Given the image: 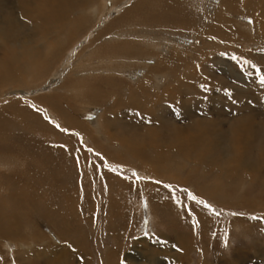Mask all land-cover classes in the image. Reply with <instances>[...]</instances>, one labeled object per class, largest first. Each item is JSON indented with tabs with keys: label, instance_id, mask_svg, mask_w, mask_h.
I'll return each mask as SVG.
<instances>
[{
	"label": "rangeland",
	"instance_id": "obj_1",
	"mask_svg": "<svg viewBox=\"0 0 264 264\" xmlns=\"http://www.w3.org/2000/svg\"><path fill=\"white\" fill-rule=\"evenodd\" d=\"M138 1L143 2L142 10L145 16L142 18L138 14L137 19L131 17L120 25H130V28L123 31L131 33L135 31L133 34L137 33L136 30H140L141 26L146 30V33H143L144 37L133 38L140 43L136 50L120 59V56L113 55L121 53L110 47V56L93 55L89 58L87 56L89 49H86L89 48V39H94L93 36L100 29L103 33V30L124 12L134 9ZM194 1L197 4L195 7L187 4L186 7L183 5V10L177 11L182 14L178 20L163 18L161 14V11L171 12L175 17V10L173 12L168 7L171 0L88 2L87 6L94 8L91 11L94 13L92 18L97 17L92 25L83 21L85 27L79 31L71 22L64 26L66 34L59 37L61 42L57 45L52 40L45 42L46 45L37 44L40 50L47 46L51 50L57 46L64 48L62 56L55 59L48 71L42 73L38 68L40 67L38 61L35 69L26 72L27 74H18L17 77L22 80L21 85L25 82L26 86L20 88L13 84L9 90L20 91H17L16 95L5 96L7 92L5 88L0 89V106L12 100L28 104L37 96L53 94L56 87L64 83L72 67L77 68V65L82 64V68L88 69L89 59L95 58V62L93 61L95 65L123 60L131 64L129 69L133 71L130 75L119 70H113L112 74L115 75L109 74V78L111 76L119 78L121 74L119 80L121 84L115 80L107 82L105 73L100 71L95 76L97 80L86 79L87 89L94 88L91 92H85L88 101L92 103H84L83 99L86 96L83 92L65 94L66 99L61 101L62 105L72 107L76 113H82L83 120L86 119L85 122L89 125V129L86 125L87 129L84 131H81L83 127L79 129L62 125L61 119L52 114V109L34 103L36 117L40 113L42 117L48 118L47 122L59 125L57 128L62 135L64 134L65 140L51 132L46 134L47 130L43 128L33 129L24 118L12 112L9 115L12 122L18 126L9 124L0 126V142L10 144V148L13 149L18 143L16 150L6 156L15 153L17 161H11L18 166L21 165L18 167L10 166L12 162L0 163V212L2 215L11 212L8 218H1L2 222L16 220L20 223L21 220L24 224L20 229L15 224L14 231L18 234L11 233L8 241L0 243V264H57L58 261L67 258L71 261L70 264H107L105 255L110 256L112 251L116 255L109 258V264H264V169L254 170L262 163L263 156L257 152L259 146L252 149L246 157L250 164L253 163L251 170L237 169L233 174L225 176L226 171L222 168L209 166L205 169L201 161L191 159L188 163L180 156L175 157L177 162L175 168L164 164H152L149 160L143 165L138 162L123 164L121 161L128 160L129 150L126 151L121 143L111 140L112 142L107 141L108 144L106 142L99 144L103 149L108 148L117 159L107 157L98 146H94L96 142L105 141L103 131L115 133L114 130L105 127L104 122L106 116L111 117V112V114L120 112L126 122L129 116L131 121L141 122L136 131L130 126L121 125V131L125 132V135H120L121 137L135 138L130 135L138 136L137 134L146 132L155 140L166 139L174 125L183 128L186 126L192 135L196 133L197 128L206 130L207 134L217 130L216 124H219L218 127L226 131L243 126L250 127V130L256 128L253 130L254 134L258 140L264 142V136H261V133H264V84L260 82V78L264 77V0ZM35 2L37 4L35 13L37 15L40 13L38 18L41 15L40 20L44 22L40 23L39 27L46 31L51 30L48 20L44 21L43 17L47 15L43 13L45 3L41 0ZM148 4L150 8H147ZM216 7L218 9L212 11ZM136 13L138 12H130L129 15ZM55 17L53 15V19ZM20 18L26 19L25 23L29 20L22 15ZM68 18L72 16L68 15ZM201 31L206 33L197 39ZM157 35L160 38L156 42ZM110 41L112 44L113 41ZM97 43L95 42V45ZM179 44L182 47H178ZM184 45L196 46L194 51L197 52L196 58L199 59L190 64L188 54L183 51H177L176 58L169 60L166 55L162 56L163 51L173 52L174 49L171 47H177L179 50ZM90 46V49H94L92 45ZM97 50L101 51L102 47L96 48ZM171 54L173 56V53ZM230 57L235 59L231 60ZM158 58H162L161 61L166 64L158 60L161 63L156 66L158 69L154 68L149 73L153 61ZM216 58L222 62L219 66L216 65ZM167 69L174 73V85L173 79L168 78L170 81L163 79ZM182 72L191 73L192 76L188 78L191 83H187L190 88L187 84L184 85ZM144 79L145 81H142ZM99 80L104 82L102 87L98 83ZM138 80L142 81L146 89L129 94ZM157 82L158 85L162 83L160 89L155 88ZM198 83H201V87ZM179 89L180 92L183 90L185 92L180 93ZM136 99L141 104L135 105ZM177 101H180L178 105L185 103L190 108L181 112L178 105H171L172 109L169 103L177 104ZM163 104H168L162 108L167 107L168 113L172 110V115H169L171 119L169 124H164L166 128L160 130L156 108ZM200 114H204L205 119L198 124L196 120L202 118ZM27 135L28 140L24 144L16 139L21 136L25 138ZM215 136L209 135V138L204 136L205 141L219 142L213 146L214 151L224 152L225 148L232 151V147H236L230 141L231 134L227 133L222 142L214 140L217 138ZM43 143H46L45 147L38 150L37 147ZM240 145L238 142L237 147ZM68 146L75 147L80 157L69 158L64 152ZM136 146L140 147L143 153L148 152L150 155L152 147L148 143H139ZM206 146L210 149L202 147L208 152H213L212 145ZM46 148L48 150L44 151ZM8 149L9 147L4 150ZM87 149L92 151L89 152ZM44 152L45 156L42 155ZM96 153L100 155L96 156ZM32 154L34 157L30 156ZM77 160L80 161L79 167ZM89 161H93L94 164L90 165ZM105 164L109 168L115 167L117 171L112 172L109 168L103 167ZM145 166L152 171L147 170ZM153 168L160 173L158 176L154 175ZM102 170L108 175L115 176L114 178L120 182L112 186L107 185L101 176ZM132 173L136 175L133 176ZM6 178L16 180L17 185L11 181L7 182ZM157 181L159 183H156ZM165 184L171 187L166 189ZM189 195L195 199H188ZM199 201H203V204ZM232 213L238 215L233 216ZM116 236L119 237L118 240ZM163 238L164 243L161 241ZM169 242L174 248L165 247ZM5 243L9 244L10 248ZM50 250H57L58 253L56 259L49 263L46 255L50 254ZM238 253L240 255L237 257ZM23 254L30 259L23 260Z\"/></svg>",
	"mask_w": 264,
	"mask_h": 264
},
{
	"label": "bare ground",
	"instance_id": "obj_2",
	"mask_svg": "<svg viewBox=\"0 0 264 264\" xmlns=\"http://www.w3.org/2000/svg\"><path fill=\"white\" fill-rule=\"evenodd\" d=\"M41 1H43L45 3V6H46L43 13L47 14V15H43V17H44V21L48 20V24L50 25L49 27H51V30H49V31H46L43 28L39 27V24L42 23L43 21L40 20L42 18L41 15L38 18L40 13L38 15L35 13V12H37L36 11L37 4H36L35 0H0V89L5 88L4 90L7 91V92H5L6 93L5 96L17 94L18 90H14V91L9 90V88L13 84H15L17 87H20V88L24 87L23 85L26 86L25 82L23 83V85H21L22 80H20L19 77H17L18 74H20V75H21V73L25 74L26 72H28L32 69H35L36 62H38V61H39L38 63H40V64H38L40 66V67H38L40 69V71L41 72L42 71H48L51 68V66L53 65L55 59L57 57H59L64 50V48L63 47L61 48L60 46L59 47L57 46L54 50H51L50 47H48V46L46 48L40 50L39 45H37L38 43H40V44L44 43L46 45V43L49 40H52L57 45L59 42H61L59 37L60 36L63 37L66 34L64 32V29H65L64 26L66 24H70L72 22L71 25L74 28H78V30L80 31L81 29L83 30V27H85V25L83 24V21L88 22V25L89 24L92 25L93 20L97 19L96 16H95V18H92L94 13H91V11L94 8L87 6V4H89L88 2L91 3L93 0H41ZM93 3L95 4V2H93ZM142 3H141V1L136 2V5H135L136 7H134V9H131V10L129 9L130 11L128 10V11L124 12L121 15V17L115 18L114 21L112 23H110V26H108L107 29L103 30V33H105V34L102 33L101 29L98 30L97 34L93 36L94 39H89V48L86 47V49H89V51H88L89 54L86 51L87 56L89 58L93 55H95V56H104V55L110 56L109 55L110 47L117 50L118 53H121L120 55L117 53L113 55V57L120 56V59L122 58V56L128 55L130 52L135 51L137 46L140 43L137 42L136 39L134 40L133 38L134 37L135 38L141 37V36L144 37L143 33H146V30L141 26L142 29L140 27V30H136L138 32L133 34L135 31H133V33L126 31V30L123 31V29H125V28H130L131 27L130 25L129 26L128 25L120 26V25L123 22H127L131 17L137 19L136 16L138 14H140V16H142V18H143V16H145V12H143V10H142L144 8ZM134 4H135V2H134ZM230 4H232V3H230ZM101 6L102 5H100V7H99L100 9H101ZM38 7H40V6H38ZM218 7L214 8L212 11L217 10ZM146 10L147 9H145V11ZM48 11H49V15H48ZM130 12H138V13H136V15L130 16L129 15ZM21 15L28 17V19H29V20H27L28 22L25 23L26 19H24V18L21 19L20 18ZM53 15L56 16L54 19H53ZM68 15L72 16V18H68ZM170 16L172 17V14ZM33 17H34V19L31 20L30 18H33ZM46 17H47V19H46ZM163 18L167 19L168 17L164 16ZM176 18L178 20L179 17H176ZM176 18H174V19H176ZM50 20H51V22H50ZM206 23H208V22H206ZM121 27H123V28L121 29ZM113 31H115V32H113ZM107 32H108V34H106ZM205 33H204V31H201L200 35H198L197 39L200 36L203 37V35H205ZM230 33H232V32H230ZM197 39H196V41L198 42ZM110 40L113 41L112 44L110 43L111 42ZM155 41L157 42V39ZM95 42H98V43L95 45ZM106 44H109V46H106ZM90 45H92V47H94V49H90V47H91ZM195 45H197V43ZM99 47H102V50L96 51V48H99ZM173 47H171V49H174L175 51L174 50H173V52L170 50H169V52L163 51L162 52L163 54L161 53L162 56L166 55V57H169V58H167L169 60L170 58H176L177 51H183V52L188 54L187 56H189V57H187V59L188 58L190 59V61H189L190 64L193 61H196L197 59H199V58H196L197 52L195 53V51H194V48H196V46L185 47V45H184L185 48L183 47L182 49L180 48L179 50L177 47H174V48ZM178 47H182V46L179 44ZM213 47H216V46H213ZM171 53H173V56ZM233 56L236 57L235 55H233ZM208 57H210V56H208ZM234 57H230V59L231 60L235 59ZM85 59H87V58H85ZM94 59L95 58H93V60L89 59L90 61L87 60V63L89 62L88 63L89 65L87 64L88 69L82 68L83 67L82 64L77 65L76 66L77 68L72 67L70 70V73L66 76L64 83H62L61 85L56 87L53 94H51V95L48 94L49 96H47V95L37 96V97L31 99V100H33V102L31 100L29 103L26 102L28 104H24L23 102H21L19 100H12L8 104H6L4 106H0V126L6 125V124H9V126L10 125L18 126L17 124L12 122V117L9 115V113L12 112V114L15 113L16 115L24 118L25 121L28 123V126L32 127L33 129L43 128L44 130H47L45 132L46 134H47V132H51L55 136H59L61 138V140H65L63 138L64 134L62 135V133L59 131L60 129L57 128V125L53 124L52 122L51 123L47 122L46 119L44 117H42V115L40 113L36 117V115H35L36 112H34L35 109H33V107L35 106L34 103L36 102L40 105L47 106L49 109H52V111H53L52 114L53 113L56 114L57 118L61 119L62 125L70 127V128H79V129L83 127V129H81V131H84L87 128L89 129V125L86 124V122H85L86 119L83 120L82 113H80V114L76 113V112H74V110H72V107L70 108L68 106L62 105L61 101L63 99L64 100L66 99L65 94L71 93L74 91L77 93L78 92L79 93L91 92V90H93L94 88L87 89L88 85H87V83H85V80L86 79H88V81L97 80L95 76L99 71L105 73V77H106L107 82H110L109 80H115L117 83H119V80H121V78H120L121 74L118 73V74H120L119 78H117V77L114 78L113 76H111L109 78V74L115 75V74H112V73H114L113 70H119L122 73H127V75H130L133 73V71L129 69V66H131V64L125 63V62H123V60L122 61L112 60L111 63H109V62H107L108 64L105 63L106 65H97V64L95 65V63L93 64V61L95 62ZM158 60L161 61L162 58H158L156 61H153L154 63H152V66L150 65L151 67L149 69V73L152 72L154 68H156V70L158 69L156 66L161 64L158 62ZM161 62H164V61H161ZM215 62H216L217 66L222 64V62H220L219 58H216ZM164 64H166V63L164 62ZM169 70L171 71V69H169ZM161 71H163L162 67H161ZM171 72H169L167 69V71L163 75L165 77L163 79L165 81H170V80H168V78L173 79L172 82L174 85L175 76H173L174 73H171ZM44 74H46V73L44 72ZM191 76H192L191 73H183L182 74V77L185 79V81H184L185 86L187 83H191V80L190 81L188 80V78ZM54 78H55V76H54ZM133 78H135V77H133ZM155 78H160V77L155 76ZM161 80H160V82H161ZM61 81H63V80H61ZM142 81H145V79ZM142 81L136 82L135 86L131 89L129 94L130 93L136 94L138 91H141V89H143V90L146 89V87L143 86ZM98 83H99V85L101 84V87H102V84H104V82L100 81V80ZM164 83L165 82H163V84ZM119 84H121V83H119ZM161 84L158 85V82L155 83V85H156L155 88L160 89ZM198 84H199V86L201 85V83H198ZM206 84H208V83H206ZM189 86L190 85L187 84V87H189ZM202 87H203V85H202ZM173 88H174V86H173ZM38 91H39V89H38ZM183 91L180 92V89L178 90V92H180V93H182ZM18 92H20V91H18ZM21 94H23V93H21ZM86 95H87V93H85V96ZM178 95L180 96V94H178ZM44 96H47V97H44ZM172 97H173V95H172ZM83 100H84V103H92V102L88 101L87 96ZM136 100L137 101L135 102V105L141 104L138 99H136ZM175 100H173V101H175ZM79 101H82V100H79ZM163 101H165V100H163ZM179 103H180V101H177V104L175 102H171V103H169V106L170 107H171V105L177 106ZM167 105L163 104V106H161V107L158 106L156 108L157 109L156 112L158 113L157 119L160 121V124H159L160 130L165 129L166 127L164 124L165 123L169 124V122L171 120L169 118V115L170 114L172 115V110H170V112L168 113L167 107L162 108V107L167 106ZM178 106L180 107L181 112L188 110L190 108L185 103H183L182 105H178ZM86 110H87V108H86ZM176 110L177 109H175V111ZM107 112H109V111H107ZM111 113H110L111 117L106 116L104 118V122H105V127H108L110 130H114L115 133L111 134V133H106L103 131V135H104L103 140H105V141L96 142V143H94V146H98L99 149L103 152V154L106 155L107 157H109L111 159H117V157L113 156L109 152L108 148L103 149L102 146L99 144H102L103 142H106L108 144L107 141L112 142L111 140L116 141L118 144L121 143L122 144L121 146L126 151L129 150V151H127L128 160L124 159L123 161H121L123 164H131L132 162H138L141 165H143L145 161L149 160V161H151L152 164H154V163H156L157 165L164 164V165H167L170 167L173 166V168H175L174 167V166H176L175 163H177L175 157L180 156L181 159H184L188 163H190L191 159L193 161L194 160L201 161L203 164V167L205 169H206V167H209V166H217L219 169L222 168L224 171H226V173L224 174V176H225V175L233 174V171H236L237 169H239V170H242V169L251 170L253 163L250 164L246 160V157L252 151V149H254L256 146H259L257 148V152H259L261 154V156H263L262 157V163L260 164L261 168L258 167L254 170L260 171V170L264 169V144H263L264 142L260 141V139L258 140V137L254 134L253 130L256 128H252L250 130V127L243 126V127H239L236 129H231L229 131H226L225 129L219 128L218 127L219 124H216L217 130H213L210 133L206 134V130L197 128V129H195L196 133L192 135L191 133L188 132L189 129L186 126L183 128V127L178 126V125H174V126L171 125L173 127V129H170L171 134L166 139L157 138L155 140L154 138H152L150 133H146V132L145 133L142 132L143 134H137L138 136L130 135V136L135 137V138H129V137H121L120 136L121 134L125 135V132L121 131V125L130 126L133 131H136L139 129L141 122L140 121L139 122L138 121H131V119H130L131 117L129 116L130 118L128 117V122H129V124H128V122H126L125 119L123 120V117H122L120 112L119 113H113V114H111ZM124 115H126V114L124 113ZM200 116H202V118L199 117L196 120V122L198 124L203 122V120L205 119L204 114H200ZM40 117L44 121H41L42 119L41 120L38 119ZM87 118H88V115H87ZM88 119L90 120V118H88ZM117 120H119V121H117ZM121 123H123V124H121ZM85 126L87 128H85ZM205 126H207V125H205ZM166 130L169 131L168 128ZM227 133L231 134L230 141H231L232 145H236V147H232V151H229L228 148H225L224 152H220L218 150L214 151L213 146L217 145L219 142L205 141V138H204V136L209 138V135H216L215 137H217V138H214V140H220L222 142L225 140ZM261 136H264L263 132L261 133ZM24 137L25 138H22V136H21V138L19 137L16 139L19 142L24 144L28 140V135L24 136ZM238 142L241 143L239 148L237 147ZM9 143L13 144V142H11V141H9ZM139 143H142V144L148 143L149 146L152 147L150 150L151 151L150 155L148 154V152H147V154H145V153H143V151H141L142 150L141 148H143V145L141 148L140 147L138 148V146H136ZM206 144L212 145L211 149L213 150V152H208L207 150H205L202 147V146H205L208 149H210L208 146H206ZM45 145H46V143H43L42 146L39 145V147H37L38 150H39V148L45 147ZM33 146L35 147L34 144H33ZM8 147H9V149L7 150L8 151L7 152L4 149H6ZM16 147H18V143L15 144L14 149H13V148H10V144L5 143V142H0V163H2V162H5V163L10 162L11 163L12 162L11 160L17 161V160H15L16 159L15 153H13L12 155L9 154L8 157L6 156L9 152H13V150L15 151ZM48 147H50V146L48 145ZM27 148H28V146H27ZM47 148L44 151H47L48 150ZM75 150H77V149H75V147L68 146L67 148L64 149V152H66V154H67V156H69V158L73 157L76 159L80 156L77 155ZM27 151H29V150H27ZM30 151H31V149H30ZM33 154L30 156L34 157ZM42 155L45 156L46 152H44ZM118 157H120V156H118ZM223 158H224V160H223ZM255 159H257V158H255ZM36 160H38V159H36ZM11 165L18 166L17 163H15V162H12V164H10V166ZM20 166L21 165H19L18 167H20ZM146 169L147 170L149 169V171H152V169H150V168L146 167ZM153 171H154V175H156V176H158L160 174L158 172V170L155 168H153ZM4 176L7 177V175H4ZM101 176L104 180V183H106L109 186H112L113 184L120 182L118 179L114 178L115 176L108 175L105 170H102ZM5 180L7 182L11 181L12 183H14V185H17V183H18L16 180H14L12 178H6ZM25 182L27 183L26 180H25ZM156 189H158L159 191H163L162 189H159L158 187ZM0 201H1V199H0ZM147 207L150 208L151 206H147ZM9 214H11L10 211L6 214L4 213L5 216L2 215L0 212V243L8 241L11 237V233L18 234L17 232L14 231L15 224L18 225L19 229L21 227H24V224L21 223V220H20V223H18L16 220H8L7 222H2L1 217H3V219L8 218ZM116 237L118 240L119 237L118 236H116ZM161 241L164 243V241H165L164 238L161 239ZM5 245L8 248H10L9 244L5 243ZM165 245H166L165 246L166 248L167 247L169 248V246H170V249L174 248V247H172V244L170 242H169V244H165ZM116 246L117 245H115L114 248H116ZM57 253H58L57 250H50V254H48V256L46 255L47 262L50 263V262L54 261L57 257ZM74 253L78 254L77 252H74ZM114 255H116V254H114L113 251H112V253H110V256L107 254L105 255V259L107 261V264H109L108 263L109 258L111 256H114ZM239 255L240 254L238 253L237 257ZM260 255H261V253H260ZM72 256H74V255H72ZM261 256H263V255H261ZM22 259L28 261L30 258L25 257L23 254ZM156 259H158V258H156ZM156 259H154V260H156ZM70 262L71 261H69L67 258V259H63V260L58 261L57 264H70Z\"/></svg>",
	"mask_w": 264,
	"mask_h": 264
},
{
	"label": "crops",
	"instance_id": "obj_3",
	"mask_svg": "<svg viewBox=\"0 0 264 264\" xmlns=\"http://www.w3.org/2000/svg\"><path fill=\"white\" fill-rule=\"evenodd\" d=\"M168 2H169V0H167ZM184 3V4H183ZM187 4H189L190 6L192 5L193 7H195V5H197L196 3H195V1L194 0H171V4H169V6L168 7H170V9L174 12V10H175V17H174V15H172V17L170 16L172 13L171 12H165V11H161V14H163V17L164 16H167L168 18L167 19H169V18H171V19H174V18H176V17H179L180 15H182V14H179V12H177L178 10H183V5L186 7L187 6ZM149 5V4H148ZM172 6V7H171ZM167 7V6H166ZM147 8H150V5L149 6H147ZM180 18V17H179ZM171 19H169V20H171ZM155 34V33H154ZM159 38H160V36L159 35H157L156 36V39L157 40H159ZM147 51V50H146ZM128 56V55H127Z\"/></svg>",
	"mask_w": 264,
	"mask_h": 264
},
{
	"label": "snow or ice",
	"instance_id": "obj_4",
	"mask_svg": "<svg viewBox=\"0 0 264 264\" xmlns=\"http://www.w3.org/2000/svg\"><path fill=\"white\" fill-rule=\"evenodd\" d=\"M260 82H261L262 84H264V77H261V78H260ZM45 119H48V118L45 117ZM57 127H59V125H57ZM62 131H67V129H62ZM87 151L91 152L92 149H87ZM95 155H96V156H99L100 154H99V153H96ZM88 163H89L90 165L94 164L93 161H89ZM79 164H80V161L77 160V166H78V167H79ZM103 167H105V168H109V166H108L107 164L103 165ZM109 170L112 171V172H116V171H117V169H116L115 167H111V168H109ZM97 171L99 172V168H97ZM132 175L135 176L136 173H132ZM137 179H140V178L137 177ZM156 183H159V181H157ZM170 187H171V185H168V184H165V185H164V188H166V189H167V188H170ZM188 199H190V200H194L195 197H193L192 195H189V196H188ZM199 203L203 204V201H199ZM217 214H218V213H217ZM232 215H233V216H236V215H238V214H237V213H232ZM251 218H252V219H259V218H257V217H251Z\"/></svg>",
	"mask_w": 264,
	"mask_h": 264
}]
</instances>
